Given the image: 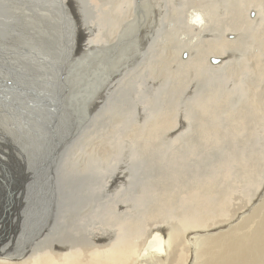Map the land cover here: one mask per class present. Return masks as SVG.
Returning <instances> with one entry per match:
<instances>
[{
  "label": "bare ground",
  "instance_id": "obj_1",
  "mask_svg": "<svg viewBox=\"0 0 264 264\" xmlns=\"http://www.w3.org/2000/svg\"><path fill=\"white\" fill-rule=\"evenodd\" d=\"M59 56L93 64L53 85ZM0 63L7 116L41 125L49 152L3 151L0 264H264V0H0ZM103 211L84 240L56 230Z\"/></svg>",
  "mask_w": 264,
  "mask_h": 264
},
{
  "label": "rangeland",
  "instance_id": "obj_2",
  "mask_svg": "<svg viewBox=\"0 0 264 264\" xmlns=\"http://www.w3.org/2000/svg\"><path fill=\"white\" fill-rule=\"evenodd\" d=\"M251 15H253L252 13H251ZM250 14H249V16H251ZM64 27H65V25L64 24H61V26L58 28V29H56V31H55V40H56V38H57V35H58V37H59V31H61L62 29H64ZM135 30V29H134ZM134 30L132 31V33H134ZM128 33V34H127ZM130 31H126L125 32V34L123 35V37H122V39H126V38H129V37H132L133 36V34L131 33ZM232 36H229L228 38H231ZM125 41V40H124ZM132 41H134V39L132 38L131 40H128V41H126V42H124V43H127V42H132ZM56 48V45H54V49ZM20 49V48H19ZM22 51H23V53L26 51V49L25 48H23L22 49ZM119 51H120V49H119ZM126 53H128V51H125V53L124 54H126ZM11 54H13V53H11ZM31 55H33V56H36L37 57V55H35V53H32ZM53 56L54 57H56V52H53ZM182 56L183 57H185V54L183 55L182 54ZM37 59H38V57H37ZM65 59V60H64ZM43 61H47L45 58L43 59ZM68 61V62H67ZM78 61V62H77ZM75 62H76V64H75ZM91 62V61H90ZM217 62V64H215V65H218L219 63H220V60H217L216 61ZM52 64H53V70L51 69L50 70V68H48V72H50V74H51V82H52V84L53 85H55L56 84V81H60L61 83H62V79H63V77H59V75H65L66 76V74H67V76L69 77V78H73L74 76H76V75H78L79 73H83L84 71H85V69H86V67H87V69H86V71H89L90 69H91V67H92V64L91 63H89V64H85V63H83V62H81V61H79L78 59H76L75 61L73 60V58H64V56H63V58L61 57V56H59L58 58H56L55 60H53V62H51ZM55 63V64H54ZM70 63V64H69ZM79 63H82L83 64V66H81L80 67V64ZM96 63H98L97 64V66H96V68H99V62H96ZM58 64H61V66L60 65H58ZM63 64H64V66H63ZM76 65V66H74V65ZM2 63H0V71H4V68L2 67ZM91 67H90V66ZM96 65V64H95ZM110 67H109V66ZM107 65V67H109L107 70H109L110 68H112V66L110 65V64H108ZM119 66L121 65L120 63L118 64ZM68 66H70V67H68ZM73 66V67H72ZM101 67H102V64L100 65ZM135 66V65H134ZM58 67H60V68H58ZM62 67V68H61ZM68 67V68H67ZM90 67V68H89ZM116 67V66H115ZM65 68V69H64ZM67 68V69H66ZM70 68H72V69H70ZM74 68H76V69H74ZM78 68H80L79 70H77ZM24 69V68H23ZM83 69V71L82 72H80L81 70ZM68 70H69V72H68ZM77 70V71H76ZM27 72H28V76L30 77V79H31V82H34V83H36V82H38V83H40L41 84V86H42V88L41 89H38L37 90V92L38 93H42V95H43V97H44V101H46L45 99H47L46 97L48 96V95H50V94H53L52 92L50 93V91H51V89L52 90H54L55 91V89L53 88V86H52V84H51V82H50V78H47V74H46V72L45 71H41L40 72V78L39 79H37V80H35L34 79V77H33V75H31L30 74V72H29V69L28 70H26ZM63 71V72H62ZM67 71V72H66ZM70 71H71V73H70ZM72 71H74V73L72 72ZM85 71V72H86ZM73 73V74H72ZM64 76V77H65ZM54 77H56V78H54ZM8 82V83H7ZM4 83H7L8 85H11V83H10V81L9 80H7V81H4ZM44 83V84H43ZM66 83V85L69 87V89L66 91V94H68L69 96H70V100H71V105H75V104H77V103H79L78 102V100H77V98L80 96V93H81V91L84 89L82 86H84L83 85V83H80V82H76L75 80L73 81V82H65ZM133 84H134V82H133ZM2 89H5V88H3V87H1ZM46 89H48V91L45 93V90ZM74 89V90H73ZM77 90V92L79 91L80 93L78 94V93H72L73 91H76ZM57 91V90H56ZM69 92V93H68ZM71 93V94H70ZM56 94V93H55ZM65 94V95H66ZM76 94V95H75ZM72 96V97H71ZM73 96H76L75 97V99H76V101H75V99L73 98ZM5 99H9V97L7 96V95H4V96H2L1 98H0V152H1V159H0V170H1V168L3 167V165H4V170H2V172L0 173V183L2 184L3 182H6V181H8V180H10V174L13 172V170H12V168H11V164H12V159H9V158H7L6 157V155H5V153L3 152L4 151V149L6 148V147H8V148H6L7 149V151H8V154H9V152H11V151H13V150H17V149H20V150H25L26 152H27V163H28V165H30V164H33L36 160L38 161V159H37V157L39 158V159H41V158H43V156H45L47 153H49V152H47V151H45V149L47 148V145L46 144H39V141H37L38 140V138H39V136H37L35 133H38L41 137H43L44 135V133H46L47 131L44 129V130H42L43 128H42V126L41 125H39V124H35L33 121H31V123L30 124H22V125H20V121L19 120H10L9 119V117L11 116V114L13 113V112H15L16 111V109L15 108H12L11 106H10V104H9V102L7 103L6 101H5ZM44 101L42 102V104H41V107L43 108L42 110H41V112L42 113H46V108H47V105L46 104H44ZM1 102H3V103H1ZM128 103L130 102L129 100L127 101ZM19 106L20 107H23L24 108V106H22L21 104H19ZM5 108V109H4ZM15 109V110H14ZM4 110H5V112L7 113H5L4 112ZM7 110V111H6ZM9 110V111H8ZM14 110V111H13ZM70 112H72L71 110H70ZM20 114L21 115V112H15V114ZM10 114V115H9ZM9 117H8V116ZM8 117L7 119H5L6 117ZM69 116H72L71 114L69 115ZM80 116V115H79ZM4 120V121H3ZM72 120V122L73 121H76V120H73V119H71ZM3 121V122H2ZM15 121V122H14ZM17 121H19V122H17ZM5 123V124H4ZM11 123V124H10ZM14 123L15 124H18V126H15L14 125ZM82 124V123H81ZM81 124H74V125H72V124H70V123H66L64 126L67 128L66 130L68 131V130H71V131H77L78 129H81L82 127H80L81 126ZM24 127H26L28 130H25V132H21V133H19L18 131V129H21L22 130V128H24ZM17 128V129H16ZM58 128H61L60 127V124L58 125ZM62 129V128H61ZM61 129H59V131L61 130ZM9 130V131H8ZM15 131V132H14ZM13 132V133H12ZM15 133V134H14ZM24 135V136H23ZM262 135V137H263V139H264V132L261 134ZM21 136V137H20ZM45 140H48V138H45ZM7 141V142H6ZM16 142V144H18V147H15V143ZM8 143V144H7ZM48 144V148L49 149H51V151H53V149H54V146L50 143V142H48L47 143ZM11 148V149H10ZM16 148V149H15ZM44 150V151H43ZM6 151V150H5ZM41 153H43V156L42 155H40ZM11 154V153H10ZM65 167V170H66V167H68L67 168V172H68V174H72L73 172H75V169H77L75 166H74V163L71 165V162L69 161V160H67L66 161V165L64 166ZM79 170H81V168H78L77 169V171H79ZM76 171V172H77ZM67 174V175H68ZM114 180L112 179L111 181H110V183H109V186H113L114 185ZM84 193H88V192H84ZM89 195V194H88ZM108 199V198H107ZM107 199H105V200H107ZM110 200V199H109ZM108 202V201H107ZM114 205V204H113ZM112 205V206H113ZM103 206H104V210L107 208V203H105L104 205H101V206H98V208L99 209H102L103 208ZM107 211H109V209L107 210ZM101 215V216H100ZM72 217H73V215H72ZM94 217V218H93ZM99 217H105V212L103 211L102 212V214H98L97 216L95 215V214H93V215H91L90 217H87V218H85L84 220H83V222H79V221H72V218L71 217H69L68 218V221L64 224V225H61V226H58L57 228H56V230H58V229H62L64 232H66V231H69L70 233H72L75 237L74 238H81L82 240H84L85 239V233L86 232H89V231H91L92 229H94V227H100L101 226V223L99 222V220H98V218ZM23 218V217H22ZM21 217H19V225H20V222H21V219H22ZM26 218V219H25ZM27 218L28 217H24V219H22V220H26L27 221ZM16 219V220H15ZM10 221H18V217H13V220L12 219H10L9 221H8V223H10ZM8 223H6V224H8ZM17 224V222H15L13 225H16ZM19 225H17L18 227H19ZM48 226L49 225H47V224H41L40 226H38V227H35V228H32L31 229V234H29L26 238H24V237H22L20 234H15V236H14V234L13 235H10V236H14L13 238H18L19 240H26V242H25V244L30 240V238H32L33 236H35V235H37L39 232H41L40 233V235L39 236H37L36 238H34L33 240H32V244L33 243H35L37 240H38V238L39 237H41L42 235H43V233L46 231V229H48ZM103 226V225H102ZM0 227H2V225H0ZM4 232V231H3ZM206 232V230L205 231H203V230H200V231H197L196 232V234H195V237H193V238H188V239H186V241H187V244H189V246H188V253L191 255H193L194 254V252H195V249L191 246V242H190V240H194V239H197L198 237H200V236H202V234L203 233H205ZM5 233H7V231H5ZM5 236H6V234H5ZM9 237V236H8ZM3 238L2 236H0V245H3V246H5V242H9L10 240H8L9 238ZM69 238H72V237H69ZM201 238V237H200ZM12 242H13V240H11ZM14 243V242H13ZM12 243V244H13ZM24 244V245H25ZM11 246V245H10ZM7 249H10V247H7V246H5ZM0 252H6V255H3V256H11L10 255V251L9 250H6L4 247H0ZM195 264V263H194Z\"/></svg>",
  "mask_w": 264,
  "mask_h": 264
}]
</instances>
